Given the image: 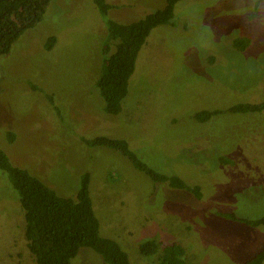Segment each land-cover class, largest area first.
<instances>
[{
    "label": "rangeland",
    "instance_id": "rangeland-1",
    "mask_svg": "<svg viewBox=\"0 0 264 264\" xmlns=\"http://www.w3.org/2000/svg\"><path fill=\"white\" fill-rule=\"evenodd\" d=\"M257 1H180L175 25L155 28L142 48L122 112L107 115L95 88L107 20L135 22L166 0H107L108 15L94 0H52L43 21L0 56V149L64 197L76 198L89 173L101 234L132 264H160L162 251L140 252L149 240L182 245L189 264L248 263L264 248V226L222 214L264 216V113L225 112L204 123L195 115L264 101V0L256 10ZM244 37L251 45L239 51L234 41ZM97 136L128 141L156 171L200 186L202 198L85 143ZM25 227L19 195L0 175V264H37ZM73 264L107 263L83 248Z\"/></svg>",
    "mask_w": 264,
    "mask_h": 264
},
{
    "label": "trees",
    "instance_id": "trees-1",
    "mask_svg": "<svg viewBox=\"0 0 264 264\" xmlns=\"http://www.w3.org/2000/svg\"><path fill=\"white\" fill-rule=\"evenodd\" d=\"M94 1L103 15H108L113 8L107 0ZM180 1L182 0H166L164 8L135 22L120 23L112 19L107 20V35L102 47V69L95 82V88L104 99V112L107 115H118L122 112L142 48L155 28L161 25H175L176 6ZM262 1L256 2V10ZM51 2L52 0H0V56L10 54L19 38L43 21ZM56 43L57 38L51 37L46 49L52 50ZM250 45L251 38L244 37L236 38L233 46L239 51H244ZM3 72L5 68L0 65V75ZM33 89L38 88L33 86ZM53 98L50 97L51 102L54 101ZM225 112L259 115L264 113V101L238 104L225 111H201L195 117L197 121L204 123ZM14 137L13 133H9L10 140ZM85 143L91 148L114 149L154 182L189 192L198 200L202 198L200 186H192L180 176H169L156 171L143 162L130 143L124 139L97 136L85 140ZM223 160L230 162L227 158ZM0 175L8 178L19 195L26 222L28 247L37 264H73L83 248H91L101 255L107 264H132L129 254L119 242L101 234L100 221L91 197L89 173L81 178L76 198L64 197L29 170L14 165L8 154L0 149ZM222 215L252 228L264 226V216L258 220H249L238 218L233 213ZM160 245L154 240L146 241L141 244L140 252L145 257H151L162 251L160 264H189L182 245ZM246 264H264V248Z\"/></svg>",
    "mask_w": 264,
    "mask_h": 264
}]
</instances>
